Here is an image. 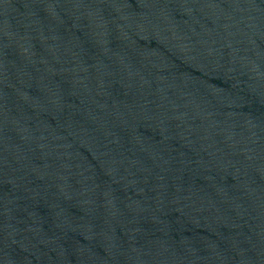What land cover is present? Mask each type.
Returning <instances> with one entry per match:
<instances>
[{"label":"water","instance_id":"obj_1","mask_svg":"<svg viewBox=\"0 0 264 264\" xmlns=\"http://www.w3.org/2000/svg\"><path fill=\"white\" fill-rule=\"evenodd\" d=\"M0 264H264V0H0Z\"/></svg>","mask_w":264,"mask_h":264}]
</instances>
